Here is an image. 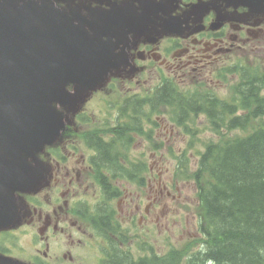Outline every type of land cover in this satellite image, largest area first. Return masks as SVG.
<instances>
[{"label": "flooded vegetation", "instance_id": "af4514ba", "mask_svg": "<svg viewBox=\"0 0 264 264\" xmlns=\"http://www.w3.org/2000/svg\"><path fill=\"white\" fill-rule=\"evenodd\" d=\"M70 1L52 3L83 19L96 10L118 22L103 41L124 59L99 90L62 110L68 119L59 140L36 159L35 190L15 193L20 222L0 230V256L21 264H133L138 237L150 236L148 225L167 228L170 208L183 203L180 184L192 183L179 179L183 152L171 172L157 156L194 144H176L179 130L164 113L185 126L187 112L177 103L195 92L216 98L206 90L228 82L235 89L250 54H264V8L250 12L236 0ZM137 146L151 151V165L143 154L121 152Z\"/></svg>", "mask_w": 264, "mask_h": 264}, {"label": "water", "instance_id": "95a60500", "mask_svg": "<svg viewBox=\"0 0 264 264\" xmlns=\"http://www.w3.org/2000/svg\"><path fill=\"white\" fill-rule=\"evenodd\" d=\"M57 1L71 6L70 0ZM237 1L249 8L264 4ZM117 29L118 22L101 19L96 10L83 19L71 7L55 10L52 0H0V228L14 223L13 193L38 183L29 159L63 128L54 104L82 98L113 73L119 52L114 58L103 38ZM0 264L16 263L0 257Z\"/></svg>", "mask_w": 264, "mask_h": 264}, {"label": "trees", "instance_id": "16d2710c", "mask_svg": "<svg viewBox=\"0 0 264 264\" xmlns=\"http://www.w3.org/2000/svg\"><path fill=\"white\" fill-rule=\"evenodd\" d=\"M243 79L236 102L206 94L176 104L187 112L185 120L205 114L219 140L204 147L193 172L185 169L197 189L202 246L172 252L170 264H264V73ZM223 129L240 135L229 138ZM134 264L165 263L150 258Z\"/></svg>", "mask_w": 264, "mask_h": 264}, {"label": "rangeland", "instance_id": "374dc122", "mask_svg": "<svg viewBox=\"0 0 264 264\" xmlns=\"http://www.w3.org/2000/svg\"><path fill=\"white\" fill-rule=\"evenodd\" d=\"M244 64L246 67H249L250 70L255 68L257 70H263L264 72V54H250L248 60ZM237 75H239V73H237ZM236 82H241V76L239 77L238 81L236 77L233 78L232 83ZM232 90L233 86L231 87L228 82L226 87L220 85L216 88H208L206 92L213 91L214 94H216V97L222 100L226 99L230 101V97L231 95H233ZM92 105L93 104H91L90 107ZM160 115H162V113ZM164 115L167 116L169 127L174 125L179 130V136L176 137L175 140L177 145L183 147L184 144L188 143L189 141H193L194 144L192 148H187L185 150H161L158 152L157 156H159L160 152H162L164 158L168 160L166 166L169 172H171L176 166L177 162L175 153L179 154L183 152L184 156H178V158H181L179 161L184 162V164L181 165L182 171L186 175L185 169L187 166V168L190 170L188 173H191L196 168L199 155L203 152L204 147L211 142L218 141L219 137L216 134L215 129L211 126L209 120L206 118L205 114H199L194 117L190 116L189 121L185 124V126L180 127L175 125L176 122L174 121L172 115H169L168 113H164ZM143 121L144 124H147L148 118H145ZM149 126L150 125H144L145 131L150 130ZM152 126H154V124ZM223 132H225L224 129L222 130V133ZM225 134L230 138L236 135H240V131H230L229 133L225 132ZM138 141H141L140 137ZM142 149L143 147L137 146V149L135 151H131V149H128L127 151L125 150L126 152H124L123 150H121V152L122 154L126 153L128 157H134L135 154L137 155V157H142L143 154V156H145V162L147 163V165H151V159L149 158V153H151V151H147L148 149H145V153H142L144 151ZM181 182L182 181H180V183ZM179 188V192L181 193L180 198H182L181 202L183 203H180L176 208H170L167 228L148 225L147 228L150 236H139L136 242L137 246L135 255L137 258L147 255L150 249L154 254L159 255L160 258L163 259V262L165 264H170V255L172 252H177L183 255L185 254V252H188V250L190 251L199 249V244L202 243L203 237L202 235H200L198 227V217L200 210L198 209L199 205L196 186L194 185V183L187 184L186 182H183L180 184ZM185 196L188 197V201H184ZM175 209L178 210V212L174 211L177 214L172 211ZM144 230L145 228H139V232ZM182 261L183 258L181 259V263Z\"/></svg>", "mask_w": 264, "mask_h": 264}]
</instances>
